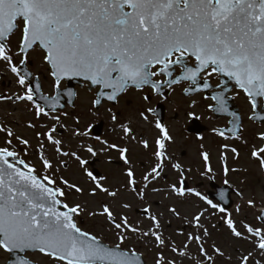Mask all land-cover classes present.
Segmentation results:
<instances>
[{
    "label": "snow or ice",
    "instance_id": "obj_1",
    "mask_svg": "<svg viewBox=\"0 0 264 264\" xmlns=\"http://www.w3.org/2000/svg\"><path fill=\"white\" fill-rule=\"evenodd\" d=\"M14 36L17 37L15 56L20 57L19 64L25 65L31 52L40 50L42 63L47 66L55 89H60L62 80L76 77L98 87L93 107L100 105L102 100L118 103L119 96L129 88L142 90L148 86L153 92H159L165 86L172 88L186 80L197 85L202 78L204 82L199 86L208 88L207 78L213 75L234 82L235 87L244 93L254 114L260 107V100H264V0H0V61L9 66L17 77V84L24 90L23 94H0V101L13 104L33 102L40 90L39 77H35L37 84L32 87V74L21 72L14 62L9 47ZM227 90L224 87L213 95L212 99L217 101L213 111L226 110L224 93ZM184 91L187 93L189 89ZM40 99L54 111L59 93L50 98L41 96ZM143 99L149 98L145 96ZM33 107L37 119L47 116L55 121L51 127L44 126L46 131L37 132V138H46L57 154L73 157L82 167L87 165L88 161L76 151H62L63 141L54 135L61 116L50 115L39 104H33ZM62 115L67 116V113ZM140 116L147 120L143 112ZM232 116L235 123L239 117L235 113ZM259 118L264 120V115ZM116 119L117 114H113L112 120ZM76 123L79 124V119ZM27 127L35 128L36 125L29 122ZM155 127L160 133L155 139L153 152L156 163L143 176L144 188L137 192L132 167L129 166L125 172L127 185L137 192L140 199L144 198V189L163 172L164 161L171 159L167 155L166 142H172V137L161 122L157 121ZM121 128L126 138L132 133L127 124H122ZM214 131L224 136V130ZM0 133L5 135L0 146V250L10 255L23 253L11 264H34L30 253H39L52 264H142L135 250L125 251L121 247L129 232L154 238L157 248L168 247L159 231L161 225L157 216H149L152 227L142 231L130 224L126 216H121L117 222L107 204L102 205V211L89 214L104 217L116 229L119 242L109 247L97 236L82 230L75 217L84 208L79 203L69 205L61 199L65 196L64 190L57 187L56 179L47 174L53 164L43 154L45 144H40V160L45 169L41 176L31 163L20 157L13 145V139L25 146H29V141L6 126L0 125ZM71 134L87 135L79 128L73 129ZM258 138L264 141V132ZM103 143L106 148L117 150L120 159L130 164L127 147ZM138 143L145 149L150 147L147 140L141 139ZM223 147L227 149L228 145ZM81 148L92 156L97 155L91 145H81ZM231 151L236 153L235 148ZM200 155L205 162V173H210L209 154L202 151ZM251 155L259 159L264 168V147L254 148ZM221 159H224L223 153ZM171 167L177 170L181 180L179 186L171 184L170 191L183 197L186 191H191L183 179L184 169L179 163H173ZM84 170L96 181L91 195H95L97 190L111 197L117 195L100 183L104 177L98 179L91 171ZM228 171L225 167V174ZM61 183L78 193L83 192L62 177ZM247 204L255 207L252 199ZM211 206L214 209L218 207L216 204ZM123 207L129 205L124 204ZM168 211L179 216L175 207ZM219 211L224 212L225 209L221 207ZM236 211H241L239 205ZM144 212L148 213V209L145 208ZM205 212L207 209L192 213L188 223L196 231L188 233L183 247L176 246L174 242L170 247L172 253L191 258L188 250L194 242L203 257L196 258L195 264H215L214 256L205 247V238L211 235L201 222ZM255 219L260 226L243 223L244 231L238 230L230 215L224 220L233 237L253 246L239 255L238 264H264V210ZM210 247L215 256L225 255L215 243ZM154 264H176V261L165 259L162 253H158Z\"/></svg>",
    "mask_w": 264,
    "mask_h": 264
},
{
    "label": "rangeland",
    "instance_id": "obj_2",
    "mask_svg": "<svg viewBox=\"0 0 264 264\" xmlns=\"http://www.w3.org/2000/svg\"><path fill=\"white\" fill-rule=\"evenodd\" d=\"M11 40L12 43L9 47L12 49L14 62L18 66L20 57L15 56L17 37L14 36ZM41 57V51L31 52L29 62L32 66L27 63V67L33 75L39 77L43 93L52 96L54 93L53 80L48 75L47 66L42 63ZM16 81L17 77L11 72L9 66L0 61V94H23L24 90ZM63 87L64 83L61 84L60 88ZM175 91L171 94V99L180 100L177 103L179 108L176 109L174 104L167 109V113L165 111L167 123L164 125L172 137V142H166L167 155L171 159L164 161L165 167L161 175L144 189L143 199L139 198L137 192L144 188V174L150 171L156 163L153 152L156 149L155 139L160 134L155 127L157 121L146 112L149 105L143 101L144 92L131 90L123 99H120L131 101L127 102V106L122 101V104L117 108V110L124 113V118H126L117 123L112 118L108 119V115L114 113L115 109L113 110L107 105L101 107L99 112L93 109L92 101L95 96L86 89L78 90L73 110L67 107V109L59 111L57 114H50L61 116V123L57 125V131L54 135L57 139L63 141L62 151H76L82 159L87 161L97 157H115L121 160L120 153L117 150L107 148V151H105L106 147L97 144V139H93L88 134L92 122L98 117V113L101 117L109 120L110 128L117 129L113 135L116 141L114 144L129 149L127 157L130 164L126 165L132 167L135 173L137 192H133L131 187L127 185L128 178L125 172L128 167L124 166L123 169H118L107 162H103L98 168L104 177L100 183L109 191L117 192V195L111 197L99 190L96 191L95 195H91L96 181H93L84 170L86 168L90 171L89 166L82 167L73 157L57 154L55 147L49 144L46 138H37V132L46 131L47 129L44 126L51 127L55 124V121L47 116H41L37 119L33 102L24 101L13 104L9 101H0V125L12 129L17 135L29 141V146H25L13 139V145L15 150L20 153V157L31 163L36 168L37 174L41 176L45 174V169L40 160V144H45L43 154L53 164L52 169L48 170L47 174L56 179L57 187L64 190L65 196L61 199L69 205L79 203L84 208V211L76 216L77 225L82 230L115 245L119 242L115 235L116 229L104 217L93 216L89 213L100 212L102 211V205L107 204L117 222L120 221L121 216H126L130 224L139 227L142 231H147L152 227L149 216L155 215L161 225L159 231L163 234L168 247L157 248L154 238H145L139 233L133 234L131 232L127 233L128 239L124 241L123 245L131 246L132 250L144 256L148 264H154L158 253H162L165 259H174L176 264H195L196 258L203 259V257L200 256L198 246L194 242H191V247L188 250L191 258L180 257L178 254L172 253L170 247L173 242L176 246L183 247V244L187 241L188 233L196 231L188 223L192 213L207 209L201 221L211 234L210 237L205 238V247L208 248L209 254L214 256L215 264H238L239 255L250 250L253 246L248 241L233 237L224 220L230 215L238 230L241 231H244L243 223L260 226V222L255 217L259 210L264 209V168L261 167L260 160L252 157L251 153L254 148L264 147V141L258 138L259 134L264 132V123H254L249 119L253 114L251 105L241 91L234 89L229 94L240 108L243 120L241 134L238 136L225 134L220 136L214 129L226 127L228 119L224 117L213 120L211 113L206 111L208 110V104L205 102L201 105L197 103L196 100H203L200 95L186 99L181 97V89H175ZM153 100L161 99L155 98ZM130 102H132L131 106ZM193 102L195 104L191 106ZM143 109L147 120L140 116ZM62 113H67V116L62 115ZM177 114L178 116L175 117ZM192 117H198L200 123L206 126V130L203 134H200L199 140L180 135L181 124H188ZM77 119H79V124L76 123ZM125 121L131 123V125ZM29 122L35 124L36 127H27ZM122 124H127L132 129V133L127 138L122 131ZM75 128L86 132L87 135L73 136L71 133ZM133 136L135 139H132ZM141 139L147 140L150 147L145 149L142 144L138 143ZM4 140L5 135L0 133V146L3 145ZM81 145L85 147L91 145L97 151V155L92 156L83 150ZM224 145H228V148L225 149ZM232 148L236 149V153L231 151ZM202 151L209 154L208 165L212 169L210 173H205V162L200 155ZM222 153L223 160L221 159ZM173 163H179L182 166L186 188L191 189V191H186L183 197L172 193L169 188L173 183L179 186L181 180L177 170L171 167ZM225 167L229 169L227 174L224 172ZM61 177L67 180L69 184H75L83 189V192L78 193L74 189H69L67 185L61 183ZM211 183L215 186L227 185L236 192L230 194L233 203L231 209L220 212L218 203L206 195L207 191H213ZM153 189H157V191H153ZM196 193H199V195L197 196ZM241 193L242 195H240ZM249 199L255 201V207L248 206L247 201ZM124 204H128L129 207H123ZM212 204H216L218 207L214 209L211 206ZM237 205L241 207L239 213L236 211ZM172 207L176 208L179 216H174L168 211ZM145 208L148 209V213L143 216L141 213ZM213 243L225 253L223 257L215 256L212 253L210 245ZM229 257H231L230 260ZM256 258H259V256Z\"/></svg>",
    "mask_w": 264,
    "mask_h": 264
},
{
    "label": "flooded vegetation",
    "instance_id": "obj_3",
    "mask_svg": "<svg viewBox=\"0 0 264 264\" xmlns=\"http://www.w3.org/2000/svg\"><path fill=\"white\" fill-rule=\"evenodd\" d=\"M177 74H179V68H177ZM165 77H158L157 79H164ZM208 79V82H209V84H210V87H208V88H211V92L212 93H217V92H219L220 90H221V86H222V81H221V79H220V77H218V76H215V75H213L212 77H208L207 78ZM227 79V78H226ZM203 82H204V80H203V78L199 81V84H197V85H193L192 84V82L191 81H182L181 83H179V84H177V85H173L172 86V88H168V87H164L165 89H168V90H170V98L169 99H167V100H153V99H155L156 97H154V96H152V94H153V91L151 90V88H145V94H146V96L149 98V100H143L146 104H148L149 105V107H147V114L148 115H150L151 117H153L152 116V111H148V109H154L155 108V106L157 105V104H159V103H163V105H164V109H165V111H166V113H167V109L171 106V105H174L175 104V108L176 109H178L179 108V104H177L178 102H180V100H172L171 99V94L173 93V91H175V89H181L182 91L180 92V94H181V97H183L184 98V96H183V91L185 90V89H188V88H191V87H200L199 85L200 84H203ZM218 85H219V87H218ZM225 87H229V88H234L235 87V85H234V82H232V81H226L225 82V85H224ZM164 88L162 89V90H164ZM176 92V91H175ZM200 97L201 98H203V99H205V100H196L197 101V103H200V105L202 104V103H207L208 104V110H206V111H208V112H210L211 113V118L213 119V120H216V117H215V115L212 113V107H213V104H214V101L215 100H207L205 97H204V95H200ZM122 101L124 102V103H126V106H127V102L128 101H131V100H127V99H125V100H119L118 101V105H117V107H110V106H108V107H110V108H112L113 110L115 109V112L114 113H111V114H109L108 115V119H110V118H112V115L113 114H117V119H116V121H114V122H121V121H123V120H125L126 118H124V113H122V112H120L119 110H117V108H119V105H121L122 104ZM235 104L236 105V107H237V109L239 110V112H240V108H239V106H238V104L236 103V101L235 100H232V104ZM259 103H262V101L260 100V102ZM194 102L191 104V106H194ZM132 105V102H130V106ZM230 110H233V107L230 109ZM144 111V109L142 110V112ZM164 114V118H163V122H162V124L163 125H165L167 122V114ZM176 116H178V114L177 115H175V117ZM193 118V117H192ZM191 118V119H192ZM196 118V117H195ZM155 119V118H154ZM191 119L188 121L189 123L188 124H184V123H182L181 124V130H180V132H181V136H185V137H192V139H194V140H199L200 139V136H195V135H191L188 131H189V128L191 127ZM196 119H198V120H200L198 117L196 118ZM128 120V119H127ZM156 120V119H155ZM103 123V126H102V130H101V132H100V135H99V137L97 138V144H99V145H103L104 147H106V145L103 143L104 141H106L108 144H114V143H116V141L114 140V134H115V132L117 131V129L116 128H114V127H111L110 128V126H109V120H107L106 118H104V117H101V115L98 113V117L95 119V121L94 122H92V125H91V127L94 125V124H96V123ZM126 123H128V124H130L131 125V123H129L128 121H125ZM205 126V125H204ZM91 127H90V129H89V132H88V134H90V131H91ZM110 136V137H109ZM105 151H107V148H105ZM103 153V152H102ZM107 159V160H106ZM96 161V167L97 168H99V166L103 163V162H107L108 164H110V165H113L114 167H116V168H118V169H123L124 168V166L125 167H128L125 163H124V161H122V160H118L117 158H115V157H110V158H99V157H97V158H94L93 159V161ZM87 165H89V162L87 163ZM90 167V166H89ZM102 174V173H101ZM101 177H103V174L101 175ZM105 241V240H104ZM106 242V241H105ZM108 243V242H107ZM118 243V242H117ZM121 247H122V249H124V250H126V251H130V250H132V247L131 246H125V245H121ZM29 257L33 260V262H34V264H52V262L51 261H49L48 260V258H45V257H43V256H41L40 254H38V253H30L29 254ZM8 260H9V254L8 253H6L5 251H3V250H1V252H0V264H6L7 262H8Z\"/></svg>",
    "mask_w": 264,
    "mask_h": 264
},
{
    "label": "water",
    "instance_id": "obj_4",
    "mask_svg": "<svg viewBox=\"0 0 264 264\" xmlns=\"http://www.w3.org/2000/svg\"><path fill=\"white\" fill-rule=\"evenodd\" d=\"M19 70H20L21 72H28V73H30V72L27 71V69H26V64H25V65H20V66H19ZM30 79H32V75H31ZM65 80H66V88H65V89H62V90H60V89H59V90L55 89L56 92H55V95H54V96H57L58 93H59V101H58L57 108H56L54 111H53L52 109H50V108L45 104V101H44L43 99H40L41 96H43V97H45V98H48V97H46V96H44V95L42 94V91H41V84H40L39 80H38V83H39V86H40V90H39L38 92H36V94H35V96H34V101H35L37 104H39V105H41L42 107H44V108H45V111L53 112V113L56 112V111H58V110H62V109H64L66 105H69V106L72 107V106L74 105V100H75V98H76V86L79 85V86L82 87V82H86V81H84V80H83L82 78H80V77L70 78V79H65ZM221 81H222V84L225 85V82L227 81V79H226L225 77H221ZM36 84H37V80H36V79H34L33 81L31 80V86H32V87H35ZM93 87H96V86H92V85L90 86L91 89H92ZM194 88H195V87H194ZM192 89H193V88H192ZM192 89H189V91H188L187 93H185V95H188V96H189V95H193V94H195V93H198L199 91H205V92L207 93V94H206V97H213V95H214V94H208V91H209L208 88H197V87H196L194 91H193ZM227 89H228L227 92L224 93V98H225V100H232L231 98L227 97V93H228L231 89H230V88H227ZM98 91H99V90H98ZM98 91H97V92H98ZM97 92H96V93H97ZM158 93H164V94H165L166 91H165V92H160V90H159V92H155V94H158ZM73 94H74V95H73ZM54 96H53V97H54ZM104 101H106V100H102L101 104H102ZM106 102H109V101H106ZM110 103L115 104V102H110ZM101 104H100V105H101ZM100 105L96 106L95 108L98 109ZM226 108H227V107H226ZM262 110L264 111V107L262 108ZM221 111L224 112V111H226V110H220L219 112H221ZM216 112H218V111H216ZM153 113H154L155 115L158 116V120H159V122L162 123V118H163V114H164V109L161 107V105L158 106V107L156 108V111H154ZM224 113L227 114V115H232V114H230L229 112H224ZM233 113H235V114L239 117V119L236 120L235 123H233L234 117L232 116V119H231L230 122H229V124H230V127H229V128H231L232 131L229 132V131H227V129H224V132H225V133H231V134H239V133H240V128H239V126H240V124H241L240 116H239V113H238L237 110L233 111ZM216 114H217V113H216ZM261 115H264V114H260V113L257 111V112H256V115H254L255 118H254L253 120H255V121H259V122H264V120H262V119L259 118ZM101 128H102V124H101V123L95 126L94 134H95L96 136L100 134ZM229 128H228V129H229ZM204 129H205V128H204L203 126H200V125H199V123H198L197 120H194V121H193V127L190 128V130H191L192 132H195V133H200V132H202ZM94 164H95V162H92L90 165H91V166H94ZM93 175H95V176H99L100 174H99V172H98L97 170L93 169ZM212 187H215V189L217 190V194H216V195H212V198H213V199H216V200L221 204V206H222L223 208H225V209L230 208V206H231V201H230L229 195H230V193H232V190L228 189L226 186L221 187V188H218V187H216V186H212ZM62 210H63V209H62ZM105 245H106V244H105ZM107 246H108V245H107ZM109 247H110V246H109ZM20 255H23V253H17V252L12 253L11 256H10V264H11V261H12V260L17 259L18 256H20ZM139 256H140V258H141L142 264H146L145 261H144V259H143V257H142L141 255H139Z\"/></svg>",
    "mask_w": 264,
    "mask_h": 264
}]
</instances>
